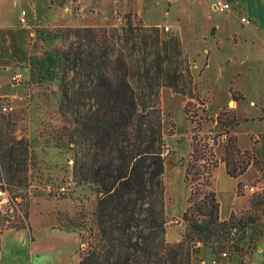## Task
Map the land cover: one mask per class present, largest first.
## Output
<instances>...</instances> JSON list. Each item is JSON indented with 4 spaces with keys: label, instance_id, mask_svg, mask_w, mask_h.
<instances>
[{
    "label": "rangeland",
    "instance_id": "1",
    "mask_svg": "<svg viewBox=\"0 0 264 264\" xmlns=\"http://www.w3.org/2000/svg\"><path fill=\"white\" fill-rule=\"evenodd\" d=\"M54 1L0 0V178L5 176L12 183L5 163L2 164L5 148L15 139L27 141L28 153L20 150L15 161L19 162L17 168L22 169L24 185L12 183V192L23 199L27 217L31 214L34 226L43 234L49 225L60 221V225L81 235L76 234L77 241L75 237L65 239L69 251L62 256L54 257L48 252L37 264H80L81 251L97 239L95 212L99 193L96 184H77L73 177V150L66 129L71 109L60 88L59 50L68 41L57 31L121 27L131 20L134 24L159 26L167 35H177L191 64L196 97L192 100L202 99L206 109L196 117L202 124V134L223 132L216 117L223 108L234 109L240 123L231 132L237 135L239 146L252 151L257 146L264 157V0H241L236 9L233 6L228 11L217 10V0ZM22 10L27 11L26 22H20ZM243 16L250 22L243 23ZM232 90H239L243 98L233 99ZM190 99L169 86L160 89L167 145L166 211L170 216L183 211L190 189L184 182L182 164V158H188L191 151L194 124L184 110ZM232 99L233 106L229 103ZM4 106H9L8 111ZM226 142L227 135L218 138L214 149L218 158L223 155ZM238 181L244 183L241 194H237ZM213 185L224 211L231 208L238 217L258 215V220L233 227L224 247L213 250L212 246L198 244L200 249L193 254V264H212L214 256L222 251L229 253L230 264H261L264 254H253L264 227V205L251 208L250 201L256 192L264 190L262 169L252 165L235 179L219 164L213 171ZM60 187L65 191H60ZM179 227L183 230L185 222L168 226L167 238ZM49 232L50 241L56 245L61 237L55 229ZM11 261L7 255H0V264Z\"/></svg>",
    "mask_w": 264,
    "mask_h": 264
},
{
    "label": "trees",
    "instance_id": "2",
    "mask_svg": "<svg viewBox=\"0 0 264 264\" xmlns=\"http://www.w3.org/2000/svg\"><path fill=\"white\" fill-rule=\"evenodd\" d=\"M57 32L68 41L59 50L60 88L71 109L66 129L73 177L77 184H96L99 193L97 239L81 251L80 264H192L198 244L213 250L224 247L233 227L258 220V215L238 217L234 211L225 220L220 217L214 169L224 163L230 177L240 178L252 165L262 169V161L251 149H242L231 132L240 123L234 109L223 108L216 117L223 132L202 134L196 117L206 109L202 99L197 98L200 105L192 100L194 77L177 35L131 20L121 27ZM163 86L191 98L184 108L194 124L191 151L182 158L190 195L181 217L166 211ZM238 91H231L235 100L243 98ZM222 135H227V142L218 158L214 149ZM20 150L27 154L28 142L15 139L2 159L8 179L18 187L24 185L15 162ZM243 191L244 183L238 181L237 194ZM256 193L251 208L264 205V190ZM182 222L181 239L168 241V226Z\"/></svg>",
    "mask_w": 264,
    "mask_h": 264
},
{
    "label": "crops",
    "instance_id": "3",
    "mask_svg": "<svg viewBox=\"0 0 264 264\" xmlns=\"http://www.w3.org/2000/svg\"><path fill=\"white\" fill-rule=\"evenodd\" d=\"M255 1L256 0H248V2H252V3ZM231 2L234 6V9H236V6L240 5L241 0H231ZM244 4L247 5L245 2ZM247 16L250 17L249 15ZM20 18H21V13H20ZM254 152L256 153L257 156L260 155L258 153L257 146L255 147ZM260 157L263 159V161L261 159L260 160L262 161V164H263L262 171L264 175V157L261 155ZM260 157L258 156V158ZM220 164L225 169L224 163H220ZM235 179H239V178H235ZM189 195H190V189L188 190V197ZM187 204H188V199H187L185 206L183 207V211L178 216L173 215V214L172 215L175 217H181V215L183 214V212L185 211L187 207ZM231 212H232L231 208H229L227 211H224V206L221 203L220 217L222 220L227 219L230 216ZM38 229L39 228H36L34 226L32 216L31 214H29L27 225L21 226L20 228H17V229H10L2 233L0 235V255L1 257L3 258L5 257V255H7L9 258H11L12 261L9 264H23V263H20L21 260L24 261V264H37V262H39L41 258L47 257L48 252H50L49 255H53L54 257H57V256L60 257L63 255V252L64 253L68 252L69 247L66 243H64L65 239L69 240V238L71 239L75 237L77 241L78 237L76 236V234L81 237L78 231H75L73 229H69L67 227H63L62 225H60V221L54 222L51 225H49L48 232H46V235L43 234ZM53 229H55L57 231V234L61 237V240H59L56 245H53L52 241H50L51 234L49 231ZM181 230L182 229H180V227H179V230L178 229L175 230L173 232V235L171 236L172 239L169 238L168 241L170 242L179 241L182 237ZM257 254H264V227L262 228L261 237L258 242L257 249L255 250L253 254V257L256 256ZM195 260L196 259L192 260V264H193V261ZM261 264H264V255L261 258Z\"/></svg>",
    "mask_w": 264,
    "mask_h": 264
},
{
    "label": "built area",
    "instance_id": "4",
    "mask_svg": "<svg viewBox=\"0 0 264 264\" xmlns=\"http://www.w3.org/2000/svg\"><path fill=\"white\" fill-rule=\"evenodd\" d=\"M214 7L219 11H228L233 9V4L230 0H217ZM27 11H21V22H26ZM243 23H249L250 19L246 16L242 17ZM3 109L8 111L9 106H4ZM248 190L254 191L253 187L246 185ZM60 191H65L64 187H60ZM28 224L23 199L20 196H15L11 190V184L5 176L0 178V235L7 230L17 229ZM212 264H230V255L227 251L220 252L214 256Z\"/></svg>",
    "mask_w": 264,
    "mask_h": 264
},
{
    "label": "bare ground",
    "instance_id": "5",
    "mask_svg": "<svg viewBox=\"0 0 264 264\" xmlns=\"http://www.w3.org/2000/svg\"><path fill=\"white\" fill-rule=\"evenodd\" d=\"M232 106L235 105V101L234 100H230L229 102Z\"/></svg>",
    "mask_w": 264,
    "mask_h": 264
}]
</instances>
